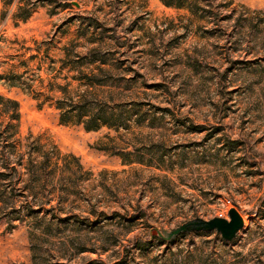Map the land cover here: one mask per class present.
<instances>
[{
  "label": "rangeland",
  "instance_id": "rangeland-1",
  "mask_svg": "<svg viewBox=\"0 0 264 264\" xmlns=\"http://www.w3.org/2000/svg\"><path fill=\"white\" fill-rule=\"evenodd\" d=\"M65 1L0 0V264H264V0ZM59 84L118 123H62ZM232 207V241L156 230Z\"/></svg>",
  "mask_w": 264,
  "mask_h": 264
},
{
  "label": "trees",
  "instance_id": "trees-1",
  "mask_svg": "<svg viewBox=\"0 0 264 264\" xmlns=\"http://www.w3.org/2000/svg\"><path fill=\"white\" fill-rule=\"evenodd\" d=\"M15 0H7V2L12 3ZM163 4L169 7H187L191 12H197L198 11V5L196 3V0H190L189 2H186L188 0H160ZM71 0H66L64 2V5L70 6L71 5ZM19 10H23L21 6H19ZM16 16L21 18V19H27L29 14L25 13L22 14L21 12L16 13ZM67 50V48H66ZM96 50L92 49L89 51L87 56L89 54H95ZM98 53V52H97ZM96 53V54H97ZM76 56L80 57V54H77ZM84 57V56H82ZM97 59V58H96ZM64 65V63H63ZM73 67V66H72ZM79 70L80 68H75ZM4 76L0 75V78H3ZM84 77L88 78L89 83L93 84H102L101 80H97L96 76L88 75L83 76V78H79L78 76H75L73 79H77L79 81L83 80ZM10 85H15L14 82H10ZM58 88L60 91H62L65 95L64 98L58 99V105L57 108L60 110V121L62 123H81L83 124L84 129L87 131L90 130H97L99 129L102 125L104 124H113L118 123V119L114 118L115 114L113 113V110H107V102L104 99H98L96 97H92L90 95V92L88 90L83 91L79 97H74L73 95L67 96L68 95V90H67V84H59ZM107 106V107H106ZM0 115H5L9 120H18L20 118V103L18 100L6 97L2 94H0ZM12 125L10 122L6 124V126ZM11 135L10 132L5 130H0V161L1 158L4 159V161L1 162V164L5 168H11L15 169V166L13 164H18V160L15 161L14 163H10L8 156L11 153L6 154V149L7 143L6 137H9ZM7 144V145H6ZM8 155L6 158H3L4 155ZM23 154H18L20 156ZM17 156V159H18ZM19 158V160H20ZM21 162V160H20ZM33 164V161L31 160L30 162ZM30 171L31 170L30 168ZM148 241H145V239L137 236H133L130 241H129V249H134V248H142L144 245H146ZM119 260L116 261L114 264H120V258ZM34 264H37L34 261Z\"/></svg>",
  "mask_w": 264,
  "mask_h": 264
},
{
  "label": "water",
  "instance_id": "water-1",
  "mask_svg": "<svg viewBox=\"0 0 264 264\" xmlns=\"http://www.w3.org/2000/svg\"><path fill=\"white\" fill-rule=\"evenodd\" d=\"M73 4L79 6L77 1H72ZM229 218L216 216L211 219H204L196 217L188 220L171 230L156 229L159 236L166 241L173 240L174 238L192 232H211L216 231L226 241H232L241 228L244 226V218L236 207L230 208Z\"/></svg>",
  "mask_w": 264,
  "mask_h": 264
}]
</instances>
